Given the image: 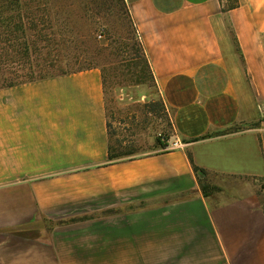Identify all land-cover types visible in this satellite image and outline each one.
<instances>
[{
    "label": "crops",
    "instance_id": "crops-1",
    "mask_svg": "<svg viewBox=\"0 0 264 264\" xmlns=\"http://www.w3.org/2000/svg\"><path fill=\"white\" fill-rule=\"evenodd\" d=\"M239 2L128 0L168 149L109 159L97 67L0 88V264H264V0Z\"/></svg>",
    "mask_w": 264,
    "mask_h": 264
},
{
    "label": "rangeland",
    "instance_id": "rangeland-1",
    "mask_svg": "<svg viewBox=\"0 0 264 264\" xmlns=\"http://www.w3.org/2000/svg\"><path fill=\"white\" fill-rule=\"evenodd\" d=\"M20 1L25 5L23 13L36 23V30L52 37L50 43L60 56L58 67L76 70L93 65L102 71L113 146L134 149L135 153L129 155L133 158L170 148L174 135L172 116L158 87L149 80V69L142 70L145 66L142 44L128 12V2ZM37 62L42 65L46 61L39 57ZM141 72L148 79L143 84L135 78ZM256 99L257 113H264L263 96ZM255 123V127L260 124ZM233 181L240 185V181ZM255 192L264 202L262 181Z\"/></svg>",
    "mask_w": 264,
    "mask_h": 264
},
{
    "label": "trees",
    "instance_id": "trees-1",
    "mask_svg": "<svg viewBox=\"0 0 264 264\" xmlns=\"http://www.w3.org/2000/svg\"><path fill=\"white\" fill-rule=\"evenodd\" d=\"M221 2L223 11L234 9L240 5L239 0H221ZM24 7L25 5H22L20 0H0V88L96 67L91 65L76 70L58 67L57 62L60 60V56L58 51L53 47V44L50 43L52 37H49L47 34L43 35L40 31L36 30L34 20H31L28 15L23 13ZM28 30L33 31L31 35H29L30 32L28 33ZM141 46L145 60V66L142 70L149 69V80L157 87L150 61L143 45ZM39 57L46 62L41 65L37 62ZM43 72L45 74H42ZM135 78L141 84L146 83L148 80L142 72L138 75L136 74ZM103 84L106 103V81L104 78ZM250 125L254 126L256 123ZM236 128L233 127L231 129ZM218 133L220 132L208 133V136ZM133 153H135V150L132 148L122 150L120 147L113 146L111 142L109 143V159L113 162L132 159L133 157H129V155ZM189 158L204 195L209 196L220 191V187L209 181L208 171L197 166L191 154H189Z\"/></svg>",
    "mask_w": 264,
    "mask_h": 264
},
{
    "label": "built area",
    "instance_id": "built-area-1",
    "mask_svg": "<svg viewBox=\"0 0 264 264\" xmlns=\"http://www.w3.org/2000/svg\"><path fill=\"white\" fill-rule=\"evenodd\" d=\"M126 2H128V0H125ZM182 146V144H180L178 141L174 142V144L172 145V149H175V148H180Z\"/></svg>",
    "mask_w": 264,
    "mask_h": 264
}]
</instances>
